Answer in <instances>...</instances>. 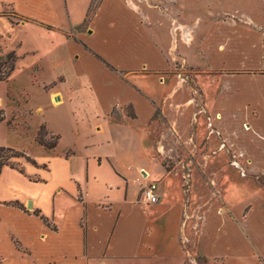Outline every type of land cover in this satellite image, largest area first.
Listing matches in <instances>:
<instances>
[{"label": "crops", "instance_id": "0c3cea01", "mask_svg": "<svg viewBox=\"0 0 264 264\" xmlns=\"http://www.w3.org/2000/svg\"><path fill=\"white\" fill-rule=\"evenodd\" d=\"M69 1L0 0V13L11 6L29 25L72 32L85 22L92 0ZM118 3L102 0L94 33L85 38L89 48L74 37L53 44L66 50L73 76L85 81V93L77 92L84 98L59 126L48 127L61 137L55 149L38 143L16 148L37 165L21 159L20 168L3 169L0 264H185L191 256L209 264H264V207L253 198L211 202L199 216L196 247L189 245L190 200L183 185L173 170L142 160L149 122L158 109L168 118L166 104L175 105L166 59L172 55L161 31L147 34L126 20ZM184 54L210 73L209 79L198 77L197 91L204 110L215 116L216 141L264 169V35L236 22L216 24ZM129 105L134 119L110 120L114 110ZM80 121L87 126L81 129ZM245 123L250 130L244 131ZM69 131L72 145H66ZM142 169L149 175L145 184L160 182L157 203L138 201Z\"/></svg>", "mask_w": 264, "mask_h": 264}, {"label": "rangeland", "instance_id": "374dc122", "mask_svg": "<svg viewBox=\"0 0 264 264\" xmlns=\"http://www.w3.org/2000/svg\"><path fill=\"white\" fill-rule=\"evenodd\" d=\"M77 1L82 3V0ZM117 2L126 20H134L138 28L147 34H151L154 28L156 32L161 31L160 36L172 55L171 59H166L169 64L167 74L171 76L173 87L177 90L173 98L175 105L166 104L168 118L158 109L149 122L150 133L142 151V160L157 162L176 173L175 178L183 185L185 198L190 200V219H185V230L189 245L194 249L198 231L203 224L199 216L214 200L226 199L228 196L233 201L253 198L264 207V169L246 159L239 150L230 151L216 141L215 116L210 110H204L197 91L198 77L209 79L210 73L185 61L187 56L184 50L196 46L209 27L225 22L247 25L264 35V0ZM101 3L102 0H92L85 22L72 32L49 30L33 22L29 25L30 21L18 17L11 6L5 7L4 12L0 13V57L11 51H16L19 57L12 76L0 84V109H4L6 114V120L0 123V146L31 150V143H36L35 138L42 125L49 132L48 127L59 126L64 115L74 110V106L79 109L77 103L81 98L83 101L84 95L81 97L78 93H85L81 89V85L85 88V81L73 76L66 50L55 49L53 44L57 40L74 37L79 44L89 48L85 38L94 33L91 23ZM171 47H175V51H171ZM97 57L101 58L99 55ZM161 78L163 76L159 75L157 80ZM158 95L159 91L157 98ZM58 96H61V102L57 101ZM82 118L85 120V115ZM126 118H135L131 105L114 110L110 120L124 123ZM169 120L176 122L180 134L169 126ZM79 123L81 129L87 126L86 121ZM247 124L243 125L244 131L247 130ZM240 133V139L246 141L247 135ZM65 134L66 145L74 144V134L71 131ZM12 162L17 168L24 163L21 159ZM144 172L147 173L142 169L139 174L141 187L138 201L143 205H151L154 203L147 202L144 197L145 188L150 184H145L149 175L147 173L145 177ZM153 182L160 190V182ZM223 208H227L225 204ZM190 258L185 264H209L198 256Z\"/></svg>", "mask_w": 264, "mask_h": 264}, {"label": "trees", "instance_id": "16d2710c", "mask_svg": "<svg viewBox=\"0 0 264 264\" xmlns=\"http://www.w3.org/2000/svg\"><path fill=\"white\" fill-rule=\"evenodd\" d=\"M18 59L19 57L17 56L16 51H11L6 55L0 57V84L8 81V79L12 76L16 69ZM5 120V110L0 109V123L4 122ZM60 138V135L49 133L46 130V126L42 125L37 132L35 141L45 149L53 150L58 146ZM14 159H24L28 163L37 165L36 161L33 160L29 155H27L25 151L13 149L6 146H0V176L5 167H16V165L12 162V160ZM21 171L23 172V169H21Z\"/></svg>", "mask_w": 264, "mask_h": 264}, {"label": "built area", "instance_id": "2783aa9c", "mask_svg": "<svg viewBox=\"0 0 264 264\" xmlns=\"http://www.w3.org/2000/svg\"><path fill=\"white\" fill-rule=\"evenodd\" d=\"M158 191L159 190L155 182H152L149 185H147L144 192L145 200L150 203L158 202L160 199Z\"/></svg>", "mask_w": 264, "mask_h": 264}, {"label": "water", "instance_id": "95a60500", "mask_svg": "<svg viewBox=\"0 0 264 264\" xmlns=\"http://www.w3.org/2000/svg\"><path fill=\"white\" fill-rule=\"evenodd\" d=\"M60 98H61L60 96L57 97V101H60ZM144 175H146V173H144ZM28 208L29 209H32V204L31 203H29Z\"/></svg>", "mask_w": 264, "mask_h": 264}, {"label": "bare ground", "instance_id": "6f19581e", "mask_svg": "<svg viewBox=\"0 0 264 264\" xmlns=\"http://www.w3.org/2000/svg\"><path fill=\"white\" fill-rule=\"evenodd\" d=\"M219 118H220V116H218ZM245 128L247 129V130H249L250 129V126L247 124L246 126H245Z\"/></svg>", "mask_w": 264, "mask_h": 264}]
</instances>
